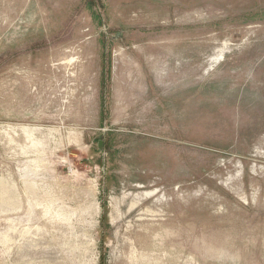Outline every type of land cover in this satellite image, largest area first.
I'll return each instance as SVG.
<instances>
[{
    "label": "rangeland",
    "instance_id": "1",
    "mask_svg": "<svg viewBox=\"0 0 264 264\" xmlns=\"http://www.w3.org/2000/svg\"><path fill=\"white\" fill-rule=\"evenodd\" d=\"M0 264H264V0H0Z\"/></svg>",
    "mask_w": 264,
    "mask_h": 264
}]
</instances>
